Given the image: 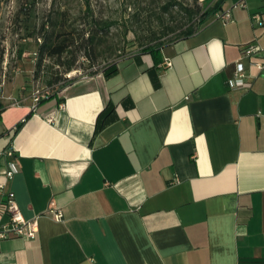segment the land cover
Segmentation results:
<instances>
[{"label": "crops", "instance_id": "obj_1", "mask_svg": "<svg viewBox=\"0 0 264 264\" xmlns=\"http://www.w3.org/2000/svg\"><path fill=\"white\" fill-rule=\"evenodd\" d=\"M200 1L196 34L34 110L33 62L1 72L0 226L12 194L38 232L0 241V264H264V53L241 56L264 50V0Z\"/></svg>", "mask_w": 264, "mask_h": 264}, {"label": "rangeland", "instance_id": "obj_2", "mask_svg": "<svg viewBox=\"0 0 264 264\" xmlns=\"http://www.w3.org/2000/svg\"><path fill=\"white\" fill-rule=\"evenodd\" d=\"M25 2V0H0V41L4 48L1 68L5 66L6 70L2 72L6 77H9L23 56L26 60H31L34 65L37 62V56L34 61L32 54H37L42 40L35 35L27 39L20 37L24 34L23 22H21L23 16L17 17L16 14ZM34 3V15L30 26L34 24L38 26L48 18L54 19L59 11L65 12L68 18L67 27L72 25L82 28V22L90 21L91 18L114 22V26L96 41L93 51L100 57L94 67L83 55L84 49L90 48V45L84 43L75 45V50L79 51V58L76 68L71 71L76 73L71 78L89 76L90 72L108 63L139 52L143 47L142 44L147 41L146 32L150 26L156 27L157 18L163 13L164 6L179 4L169 7L170 14H164V22L180 25L186 20V15L179 6L192 8L194 5L193 0H34ZM197 3L202 13L205 10L204 3L200 0H197ZM194 23H197V18L194 19ZM19 51H22L20 57ZM43 64L44 67L39 71L38 76L34 73L31 75L33 89L36 87L56 89L68 80L66 76L71 72L62 74V67L55 65L53 60H46ZM52 74L62 75V80L56 85L49 86L47 82Z\"/></svg>", "mask_w": 264, "mask_h": 264}, {"label": "trees", "instance_id": "obj_3", "mask_svg": "<svg viewBox=\"0 0 264 264\" xmlns=\"http://www.w3.org/2000/svg\"><path fill=\"white\" fill-rule=\"evenodd\" d=\"M26 2L20 6L17 17L23 16V33L20 37L27 39L33 35L38 36L42 40L38 47L37 62L35 65V76H38L39 71L44 67V61L53 60L54 64L58 67H62V74L69 73L76 68L78 62V50H75V45L84 43L89 44L90 48L84 49V57L91 66L97 62L100 55L94 53V46L99 38L103 37L113 26L114 22L102 19H93L90 21L82 22V28L69 25L67 27L68 18L65 12L59 11L55 14L54 19L48 18L46 21L41 22L38 26L34 24L30 26L32 15H34V0H25ZM29 1V2H28ZM194 5L192 8L179 6L185 13L186 20L177 25L175 23L164 22V14L169 15V7H173L179 4H169L163 7V13H160L157 18L156 27L150 26L146 32L147 41L142 44V49L138 52L140 54L154 53L162 47L169 45L181 39L188 38L196 34L200 26L206 21L208 17L214 14L213 10L205 9L201 13L200 6L197 0H193ZM88 7V4H87ZM86 7V9H88ZM197 18V23H194V19ZM138 38V36H137ZM22 51L18 52L20 57ZM4 56V48L0 41V75L2 72L1 64ZM124 58L108 63L101 68L89 73V75H95L99 72L105 73L106 76L114 72L116 63ZM76 78L65 81L61 86L53 89V94L49 97L52 98L62 86L73 82ZM62 80V75L52 74L48 85H56Z\"/></svg>", "mask_w": 264, "mask_h": 264}, {"label": "built area", "instance_id": "obj_4", "mask_svg": "<svg viewBox=\"0 0 264 264\" xmlns=\"http://www.w3.org/2000/svg\"><path fill=\"white\" fill-rule=\"evenodd\" d=\"M216 17L224 24L231 21V14L229 11L218 14ZM251 20L254 24L257 26L262 25V21L258 14H254L251 16ZM264 53V50H262L259 46L256 44H249L242 48L241 50V56L243 57H249L252 55ZM36 53L32 54L33 60H36ZM166 66H170V63L167 62ZM250 66L255 67L259 73H264V61H256L250 64ZM76 72H71L66 77L68 80L74 79V78H84L88 75H83L79 77L71 78L72 75H74ZM246 75L244 73V67L241 64L236 65L235 72L233 74V80L237 81H243L245 80ZM4 84V77L1 78L0 81V87ZM53 94V89L46 87V88H34L32 91V102H33V110L35 107L42 101L47 100L51 95ZM12 106H19V102L15 101L11 104ZM8 155H12V152L9 150L7 152ZM14 174V169L11 167L9 171H6L5 178L10 179ZM2 189V186H0V190ZM6 213L8 215V221L0 226V241L7 240L10 238H23V239H33L38 232V217L27 220L23 217L18 205L16 204L13 195L8 194L6 196ZM47 214L56 222H59L63 219V213L62 211L54 204V202H51L49 204Z\"/></svg>", "mask_w": 264, "mask_h": 264}]
</instances>
